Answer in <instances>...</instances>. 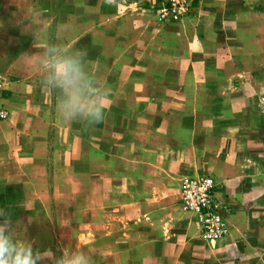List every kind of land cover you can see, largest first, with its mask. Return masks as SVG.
I'll use <instances>...</instances> for the list:
<instances>
[{
	"label": "rangeland",
	"instance_id": "1",
	"mask_svg": "<svg viewBox=\"0 0 264 264\" xmlns=\"http://www.w3.org/2000/svg\"><path fill=\"white\" fill-rule=\"evenodd\" d=\"M226 1L0 0V24H12L10 59L46 26V44L86 50L97 79L110 89L103 123L63 125L49 107L57 93L42 82L37 88L31 111L52 115L41 129L47 132L43 154L36 160L29 155L26 128L25 144L17 148L23 178L0 174V208L19 222L34 249L59 256L64 247H85L109 254L106 264H264V0ZM249 4L252 13L242 12ZM3 63L2 119L9 114V83L20 79ZM184 100L193 107H182ZM183 150L196 159L189 170H179ZM139 159L145 182L161 160L176 172L169 179L177 218H134L130 196ZM34 161L40 164L31 167ZM227 161L241 164V180L219 174ZM184 176L213 180L226 226L221 236L202 237L196 215L182 206ZM233 206L240 215L232 227ZM135 229L145 231L137 238L140 252L132 248L135 237L120 235Z\"/></svg>",
	"mask_w": 264,
	"mask_h": 264
},
{
	"label": "crops",
	"instance_id": "2",
	"mask_svg": "<svg viewBox=\"0 0 264 264\" xmlns=\"http://www.w3.org/2000/svg\"><path fill=\"white\" fill-rule=\"evenodd\" d=\"M229 0L226 3L229 4ZM255 8L254 6L245 5L242 8V12L246 11L247 13H252L250 10ZM224 12V9H223ZM230 12V10H226ZM32 26L34 24H28ZM45 26L43 29L39 28L37 38L35 39L33 32L30 37H28L27 43L23 46L21 51L13 59H10L8 56L9 47L11 45V34H12V24H0V60L4 61L3 69L9 74L16 72L20 75V79H13L9 83V97L11 103H8L9 114L6 118L0 119V174L10 176L13 181L23 178L25 174L26 167L19 163L17 148H20L21 145L25 144L26 137V128L30 129L32 133L31 136V146L29 150V155L36 160V157H40L42 152L43 144H47V132L45 134L41 129H47L49 123H51L50 118L52 115H57L56 113V102L53 104L50 102V108L52 109V115L50 118H46L43 115V112H32L34 104L37 101L38 97V87L42 82V76L39 71L38 62L40 55L42 54L43 48L46 45L45 43ZM27 53L32 55L30 60L24 59L21 55ZM199 73L189 72V75L198 76ZM188 91V90H186ZM185 109H191L193 106L184 100L183 106ZM31 112L30 119L27 118V112ZM51 114V113H48ZM58 122L63 125L70 124L69 122L62 121L57 115ZM175 121L172 122L174 124ZM195 127V121L193 120L190 125L187 126V133L193 134L192 131ZM14 130H20L21 132L14 133ZM167 134H172L167 131ZM16 140V142H15ZM18 146V147H17ZM153 154V151H152ZM16 160L17 163H12L10 160ZM41 161V160H40ZM38 162H32L31 167H34L35 164H40ZM195 156H192L187 151H182L181 157L179 158V170H189L192 163H195ZM141 159L137 160L135 168V181L131 187V202L135 205V216L137 222L142 223L144 216L148 215L150 219L154 220V216L158 213L164 217L165 215L168 218H163V220H173L174 217H178L176 212V189L174 184H172L169 176L174 173H169L165 168L167 167V160H161L156 167V171L152 173L151 176L146 177L147 182H145V175L143 168L141 166ZM145 163V158L143 160ZM155 165L156 162H155ZM160 165V166H159ZM241 164L235 161H227L222 164L219 169V174L223 176L224 179H238L241 180L242 174H246V171L243 169ZM66 165H59L58 168H65ZM164 166V168H162ZM160 167V168H159ZM171 177V176H170ZM9 181V180H8ZM224 195V194H223ZM234 195H239L235 193ZM234 205H236L235 199ZM128 202H125L127 204ZM125 205H121L124 207ZM124 209V208H121ZM232 213L229 215L230 225L233 227L232 219H235L239 214L236 207H232ZM123 211V210H122ZM124 212V211H123ZM162 220V221H163ZM145 231L143 229L135 230H126L120 233L122 238L130 239L135 237L136 240L138 237L142 236ZM153 237H161V232L158 233L154 229H148ZM154 244L148 246L151 249L157 247L156 240H153ZM134 244H132L133 246ZM127 247V246H126ZM136 252H140L143 249V244L140 241H136L134 247H132ZM130 248V250H132ZM128 264V263H127ZM130 264H147L145 262H131Z\"/></svg>",
	"mask_w": 264,
	"mask_h": 264
},
{
	"label": "clouds",
	"instance_id": "3",
	"mask_svg": "<svg viewBox=\"0 0 264 264\" xmlns=\"http://www.w3.org/2000/svg\"><path fill=\"white\" fill-rule=\"evenodd\" d=\"M35 39L38 33L33 31ZM24 59L32 55L24 53ZM86 50L59 43H47L40 55L38 67L42 84L55 91L56 113L64 122L86 125L103 123L106 119L110 89L101 84ZM10 213L0 208V264H106L109 254L88 248L64 247L56 256L51 249H34L32 242L18 230Z\"/></svg>",
	"mask_w": 264,
	"mask_h": 264
},
{
	"label": "built area",
	"instance_id": "4",
	"mask_svg": "<svg viewBox=\"0 0 264 264\" xmlns=\"http://www.w3.org/2000/svg\"><path fill=\"white\" fill-rule=\"evenodd\" d=\"M5 114L6 109L0 98V119ZM180 202L184 208L196 215L202 237L215 239L225 231V220L220 211V202L216 200L215 185L210 177H182Z\"/></svg>",
	"mask_w": 264,
	"mask_h": 264
}]
</instances>
